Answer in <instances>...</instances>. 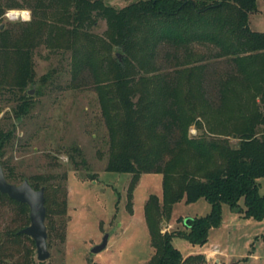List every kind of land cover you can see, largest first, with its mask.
I'll return each mask as SVG.
<instances>
[{
	"label": "trees",
	"instance_id": "1",
	"mask_svg": "<svg viewBox=\"0 0 264 264\" xmlns=\"http://www.w3.org/2000/svg\"><path fill=\"white\" fill-rule=\"evenodd\" d=\"M24 8L30 21L0 27V83L17 92L33 84L39 47L68 54L71 80H90L106 130L104 170L131 175L129 209L141 175L162 177V200L149 195L144 205L152 249L145 264L206 262L183 258L171 241L204 245L221 223L222 204L243 218H264V33L248 24L257 0H136L122 8L103 0H0V18ZM97 21L105 25L101 35L91 32ZM28 98L16 99L15 117L27 113ZM7 140L0 130V151ZM0 167L8 183L43 187L46 239L53 233L62 241L54 218L63 230L65 188ZM0 199L14 207L12 227L0 236V264H51L36 261L32 241L18 234L28 225L27 207ZM199 199L210 205L206 216L185 219V231L161 232L173 205Z\"/></svg>",
	"mask_w": 264,
	"mask_h": 264
},
{
	"label": "rangeland",
	"instance_id": "2",
	"mask_svg": "<svg viewBox=\"0 0 264 264\" xmlns=\"http://www.w3.org/2000/svg\"><path fill=\"white\" fill-rule=\"evenodd\" d=\"M103 1L122 8L136 0ZM25 10L30 13L28 20L4 17L9 11ZM5 13L0 18V27L20 26L31 19L28 8ZM248 24L252 31L264 33V0H257V12L249 16ZM104 29V22L97 21L91 32L101 35ZM118 55L121 60V54L114 53L116 58ZM32 63L33 84L21 92L0 83V130L8 134L0 151V163L9 167L17 179H30L53 188L62 186L66 190L63 230L58 227V218H54L63 240L53 233L46 239L49 257L45 261L51 264H145L152 249L144 221V205L149 195L162 200L161 175H141L129 209L127 189L131 175L104 170L106 130L90 80L85 77L71 80L68 54L39 47L32 55ZM19 95L29 97L27 113L20 118L12 113ZM189 134H196L193 127ZM235 143L232 141L233 145ZM10 182L19 184L21 181ZM258 183L259 194L264 195V178ZM210 209L204 199L193 203L182 200L173 205L167 220L162 221L161 232L185 231V219L206 216ZM13 216L14 207L0 199L1 237L3 231L12 227ZM103 236H106L105 247L92 254L91 249ZM171 244L183 258L190 255L210 258L202 264H264V218L261 221L243 218L222 204L221 223L209 231L204 245H191L178 236L172 238Z\"/></svg>",
	"mask_w": 264,
	"mask_h": 264
},
{
	"label": "water",
	"instance_id": "3",
	"mask_svg": "<svg viewBox=\"0 0 264 264\" xmlns=\"http://www.w3.org/2000/svg\"><path fill=\"white\" fill-rule=\"evenodd\" d=\"M117 58L120 60V56ZM0 194L8 199L23 204L28 209V225L18 231V234L28 237L34 246V255L37 261H44L49 257L46 244L44 226L45 209L43 206V187L32 189L26 180L19 184L8 183L0 167ZM106 245V236L91 249L92 254L99 253Z\"/></svg>",
	"mask_w": 264,
	"mask_h": 264
},
{
	"label": "built area",
	"instance_id": "4",
	"mask_svg": "<svg viewBox=\"0 0 264 264\" xmlns=\"http://www.w3.org/2000/svg\"><path fill=\"white\" fill-rule=\"evenodd\" d=\"M22 13L23 12L9 11L4 14V17H6L7 19H14L16 17H21V20H28V18H23Z\"/></svg>",
	"mask_w": 264,
	"mask_h": 264
},
{
	"label": "clouds",
	"instance_id": "5",
	"mask_svg": "<svg viewBox=\"0 0 264 264\" xmlns=\"http://www.w3.org/2000/svg\"><path fill=\"white\" fill-rule=\"evenodd\" d=\"M22 15H23L25 18L30 17V13H29L27 10H25V11L22 13Z\"/></svg>",
	"mask_w": 264,
	"mask_h": 264
},
{
	"label": "crops",
	"instance_id": "6",
	"mask_svg": "<svg viewBox=\"0 0 264 264\" xmlns=\"http://www.w3.org/2000/svg\"><path fill=\"white\" fill-rule=\"evenodd\" d=\"M206 258V257H205ZM210 258H206V262H209L210 260H209ZM216 261H217V259H216Z\"/></svg>",
	"mask_w": 264,
	"mask_h": 264
},
{
	"label": "bare ground",
	"instance_id": "7",
	"mask_svg": "<svg viewBox=\"0 0 264 264\" xmlns=\"http://www.w3.org/2000/svg\"><path fill=\"white\" fill-rule=\"evenodd\" d=\"M23 16V15H22ZM24 17V16H23Z\"/></svg>",
	"mask_w": 264,
	"mask_h": 264
}]
</instances>
